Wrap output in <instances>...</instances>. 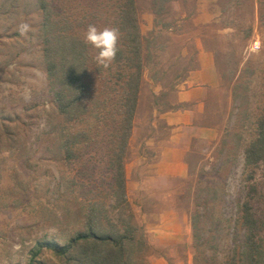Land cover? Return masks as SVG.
<instances>
[{"label": "rangeland", "instance_id": "374dc122", "mask_svg": "<svg viewBox=\"0 0 264 264\" xmlns=\"http://www.w3.org/2000/svg\"><path fill=\"white\" fill-rule=\"evenodd\" d=\"M45 1L54 29L81 39L89 24L119 30L126 2ZM38 2L0 0V264H28L39 243L62 246L84 229L95 204L109 219L106 229L122 221L136 230L135 264H243L244 203L264 222V164L247 166L244 156L264 107V0H135L142 71L118 207L116 164L110 166L120 143L113 136L123 95L112 75L118 66L98 67L85 45L88 86L79 114L72 121L61 116L46 78ZM21 22L32 29L26 37L17 33ZM199 47L211 54L219 85L182 132L186 170L170 179L149 175L158 154L144 139L169 135L152 109L174 107L175 86L197 67ZM37 259L57 263L44 249Z\"/></svg>", "mask_w": 264, "mask_h": 264}, {"label": "trees", "instance_id": "16d2710c", "mask_svg": "<svg viewBox=\"0 0 264 264\" xmlns=\"http://www.w3.org/2000/svg\"><path fill=\"white\" fill-rule=\"evenodd\" d=\"M125 1V10L116 14V20L119 21V39L113 61L118 69L115 68L112 74L115 75L116 83L123 84V95H120L117 107L121 122L115 128L117 135H113L118 137L120 143L114 145L117 152L113 154L114 160L110 164L111 169L116 164L113 175L116 207L125 201L122 160L136 109L142 71V39L135 0ZM38 4L42 15H45L42 27L46 36L43 40L46 78L51 85L57 112L72 121L79 114L81 99L88 86L84 81L88 74L85 68V45L83 39L55 30L53 26L56 24L48 17V3L39 0ZM121 62H125L127 67L120 65ZM95 73L101 74V71L97 70ZM108 79H111L110 75ZM66 152L70 153V150L66 149ZM244 156L247 166L264 164V107L256 123V135L245 147ZM241 209V224L246 234L241 261L243 264H264V238L261 232L264 230V222L260 223L254 214L249 213L248 203L245 202ZM85 218L84 229L76 232L62 246L50 242L37 244L30 252L28 264H43L37 261L41 249L50 252L56 259V264H135L130 257L135 249L133 244L136 230L129 223L124 224L121 221V227L109 224L106 229L102 222L105 218L109 223V219L99 204L89 205Z\"/></svg>", "mask_w": 264, "mask_h": 264}, {"label": "crops", "instance_id": "0c3cea01", "mask_svg": "<svg viewBox=\"0 0 264 264\" xmlns=\"http://www.w3.org/2000/svg\"><path fill=\"white\" fill-rule=\"evenodd\" d=\"M218 85L219 78L212 56L199 47L197 67L175 86L174 107L160 113L156 112L154 108L152 109V116L155 118L158 115L159 121L168 129L169 135L156 143L150 139L147 141L144 139L145 148L156 149L155 153L158 154L157 160L148 165L149 175L152 174L156 177L163 175L169 177L166 179H170L184 174L186 147L182 132L190 130L195 119L203 114L207 92L214 90ZM148 126L151 129L155 127V124L153 121H149ZM198 129L202 133L211 131L210 128L200 127ZM151 179L149 177L146 180L150 185L152 184L151 181L149 183Z\"/></svg>", "mask_w": 264, "mask_h": 264}, {"label": "clouds", "instance_id": "9594fccd", "mask_svg": "<svg viewBox=\"0 0 264 264\" xmlns=\"http://www.w3.org/2000/svg\"><path fill=\"white\" fill-rule=\"evenodd\" d=\"M32 31L26 22L17 24L19 37H26ZM83 43L95 51L94 63L101 68L107 69L117 54V42L119 32L114 27L98 28L89 24L83 33Z\"/></svg>", "mask_w": 264, "mask_h": 264}]
</instances>
